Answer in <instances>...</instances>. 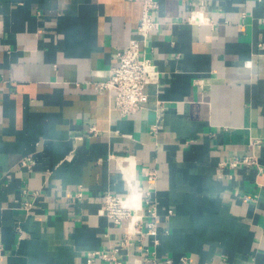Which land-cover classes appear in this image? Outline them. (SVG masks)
<instances>
[{"label":"crops","instance_id":"1","mask_svg":"<svg viewBox=\"0 0 264 264\" xmlns=\"http://www.w3.org/2000/svg\"><path fill=\"white\" fill-rule=\"evenodd\" d=\"M157 1L160 79L126 118L98 83L139 36L141 0H0V264L119 246L128 220L98 210L138 185L157 235L130 237L120 264H264V0ZM195 9L209 22L188 23Z\"/></svg>","mask_w":264,"mask_h":264},{"label":"built area","instance_id":"2","mask_svg":"<svg viewBox=\"0 0 264 264\" xmlns=\"http://www.w3.org/2000/svg\"><path fill=\"white\" fill-rule=\"evenodd\" d=\"M142 12L137 24L138 37L130 39L126 46L117 52L118 64L110 69L107 80L98 83L100 90L113 92L114 109L120 116L126 118H135L141 112L148 102L146 86L148 83H158L160 71L152 60L146 56V43L152 31L158 28L157 10L159 3L157 0H141ZM187 22L190 24L208 23L202 10H192ZM156 131V127H153ZM257 141H253L256 143ZM253 157L245 156L240 160H235L229 165L236 167L238 164H252ZM28 163V159L22 161L23 165ZM156 171L148 173L149 181L156 180ZM139 211L133 203L126 201V196L107 193L103 196L102 204L98 210L99 215H103L111 220L113 224L121 225L124 220L127 221L123 238L120 245L113 247L110 251L96 250L86 257V264H98V261H105L108 264H120L119 255L121 249L132 244L130 237L138 236L141 241L147 235H157V204L152 199V185L144 188L140 185L136 187L139 190ZM140 189V190H141ZM144 197V198H143ZM144 199V200H143ZM144 205V208H142ZM29 204H26L27 208ZM17 230L21 232L18 226ZM157 243L158 240L154 239ZM147 250V249H146ZM144 260H149L147 252H144ZM154 261V260H153ZM165 264H173L172 259H166Z\"/></svg>","mask_w":264,"mask_h":264},{"label":"bare ground","instance_id":"3","mask_svg":"<svg viewBox=\"0 0 264 264\" xmlns=\"http://www.w3.org/2000/svg\"><path fill=\"white\" fill-rule=\"evenodd\" d=\"M135 185V184H134ZM137 187V186H136ZM139 190L135 187L131 190V193L126 197V201L133 203L136 209L139 211Z\"/></svg>","mask_w":264,"mask_h":264}]
</instances>
